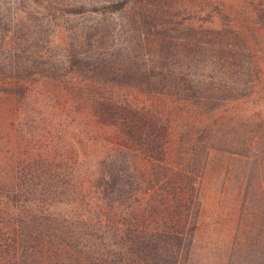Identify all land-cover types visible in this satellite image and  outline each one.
<instances>
[{"label": "trees", "instance_id": "obj_1", "mask_svg": "<svg viewBox=\"0 0 264 264\" xmlns=\"http://www.w3.org/2000/svg\"><path fill=\"white\" fill-rule=\"evenodd\" d=\"M196 5L107 0L92 10L125 13L120 29L130 45L100 49L111 26L98 18L77 34L92 54L70 52L45 68L22 41L0 35V264L181 263L197 191L170 150H195L197 138L191 128L174 137L173 113L181 106L191 120L214 116L229 100L218 94L235 89L242 71L256 72L241 62L250 50L223 44L230 36L246 42L241 29L198 30L193 16L184 18ZM261 12L252 23L264 28ZM142 47L147 61L139 64ZM57 90L61 99L52 98ZM157 125L169 131L163 157L151 147L142 157Z\"/></svg>", "mask_w": 264, "mask_h": 264}, {"label": "rangeland", "instance_id": "obj_2", "mask_svg": "<svg viewBox=\"0 0 264 264\" xmlns=\"http://www.w3.org/2000/svg\"><path fill=\"white\" fill-rule=\"evenodd\" d=\"M106 1L0 0V35L6 40L15 37L17 47L22 41L20 48L28 46L25 55L35 57L38 67L45 68L49 63H59L70 52L80 57L93 52L94 45L79 43L77 34L93 20L103 18L111 29L100 49L112 52L126 47L128 37L120 29L125 13L101 8L100 15L92 10ZM196 1L194 14H185L184 18L193 16L198 30L229 29L231 24L241 29L246 42L230 36L223 44L234 51L250 50V62L246 63L245 57L241 62L256 72L247 75L250 72L242 71L235 89L218 94L229 100L214 116L205 113L191 120L183 117L188 113L181 106L173 113L179 116L172 125L174 137L191 128L197 138L195 150H170L175 161L187 164L197 191L195 226L180 264H264V28L252 23L264 11V0ZM75 7L82 9L75 14L68 12ZM213 38L215 49L218 43ZM155 49L159 50L158 45ZM147 54L142 47L134 55L139 64H144ZM126 56L122 50L120 58ZM57 91L52 93L56 96L53 99L63 97L64 92ZM150 130L159 137L149 144L143 141L139 155H151V147L152 155L162 158L159 145H164L167 136L163 135L169 131L159 125ZM2 137L0 131V141Z\"/></svg>", "mask_w": 264, "mask_h": 264}]
</instances>
